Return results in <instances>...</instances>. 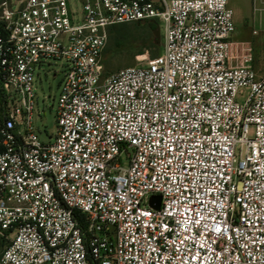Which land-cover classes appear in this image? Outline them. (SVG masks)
Here are the masks:
<instances>
[{"label": "built area", "instance_id": "obj_1", "mask_svg": "<svg viewBox=\"0 0 264 264\" xmlns=\"http://www.w3.org/2000/svg\"><path fill=\"white\" fill-rule=\"evenodd\" d=\"M152 20L162 53L104 75L108 29ZM234 32L228 0H0V264H264V74Z\"/></svg>", "mask_w": 264, "mask_h": 264}, {"label": "rangeland", "instance_id": "obj_2", "mask_svg": "<svg viewBox=\"0 0 264 264\" xmlns=\"http://www.w3.org/2000/svg\"><path fill=\"white\" fill-rule=\"evenodd\" d=\"M169 1V0H167ZM228 6L233 10L235 32L230 36L232 41H249L253 46L254 67L258 75L264 74V29H258L251 17L250 0H228ZM78 7V6H77ZM79 8V7H78ZM160 30V45L154 54L139 47L146 38L142 25L126 23L119 25L116 32L119 40L115 43V35L109 31L108 41L102 56L103 74L116 73L127 67L138 65L139 58L146 56L153 58L162 53L163 30L160 23L156 22ZM253 29H257L253 33ZM65 65L61 62H51L41 72V82L36 85L38 99L37 111L39 117H34V127L38 138L47 140L56 128V107L60 93L59 84L63 78ZM241 102V101H240ZM4 248V241L0 239V255Z\"/></svg>", "mask_w": 264, "mask_h": 264}, {"label": "trees", "instance_id": "obj_3", "mask_svg": "<svg viewBox=\"0 0 264 264\" xmlns=\"http://www.w3.org/2000/svg\"><path fill=\"white\" fill-rule=\"evenodd\" d=\"M136 23L139 25H142V28L144 29V31L146 33V38H145L144 42L139 45V47H141L140 49L150 51L151 54H154V52L158 48V46L154 45L153 41H152L153 40L152 31L155 29V25L152 24L150 21L136 22ZM119 27H120L119 25H115V26H112L108 29V34H109V31H112V33H114L115 43H117L116 41L119 40L118 36L116 35V32L118 31ZM156 56H154V57H156Z\"/></svg>", "mask_w": 264, "mask_h": 264}, {"label": "water", "instance_id": "obj_4", "mask_svg": "<svg viewBox=\"0 0 264 264\" xmlns=\"http://www.w3.org/2000/svg\"><path fill=\"white\" fill-rule=\"evenodd\" d=\"M150 22L155 25V29L152 31L153 44L156 45V46H159L160 45L159 27H158V25L156 24L155 21L152 20ZM159 201H160V198L158 196H153V197L150 198V205L153 208L158 209Z\"/></svg>", "mask_w": 264, "mask_h": 264}]
</instances>
